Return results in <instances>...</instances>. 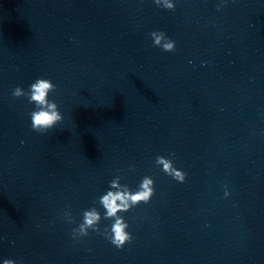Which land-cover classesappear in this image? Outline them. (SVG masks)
<instances>
[{
    "label": "water",
    "instance_id": "obj_1",
    "mask_svg": "<svg viewBox=\"0 0 264 264\" xmlns=\"http://www.w3.org/2000/svg\"><path fill=\"white\" fill-rule=\"evenodd\" d=\"M173 2L0 0V264H264V0ZM38 77L63 116L45 134L11 94ZM117 175L155 184L121 214L131 243L74 240Z\"/></svg>",
    "mask_w": 264,
    "mask_h": 264
},
{
    "label": "clouds",
    "instance_id": "obj_2",
    "mask_svg": "<svg viewBox=\"0 0 264 264\" xmlns=\"http://www.w3.org/2000/svg\"><path fill=\"white\" fill-rule=\"evenodd\" d=\"M153 3L166 11H175L176 5L173 0H153ZM216 7L219 11L223 7V0ZM149 35L153 47H159L165 52L175 51V41L169 38L165 32L157 30L152 31ZM55 91L56 85L50 79L43 77L36 78L29 85L27 91L19 86L12 90L11 94L14 98L25 97L29 104L34 105V109L30 112L31 129L38 134L47 133L63 120L58 105L49 99V94ZM172 156L174 153H170L168 158L157 155L154 163L160 167L165 175L170 176L178 183H184L187 173L174 166ZM121 179L122 176H115L109 181L105 193L98 198L99 205L104 209L103 217L95 206L82 212L81 222L71 230V236L74 240L87 236L91 230L103 235L118 250L123 248L125 244L131 243L133 237L127 231L129 225L121 214L129 212L140 204H148L155 194V184L151 176L145 175L136 189L132 190L127 184H121ZM228 195L229 192L225 190L224 196L227 197ZM64 216L68 223H75L70 213L65 212ZM102 219L111 220L112 223L110 227L106 225L101 232L99 224ZM3 264H16V261L6 258L3 260Z\"/></svg>",
    "mask_w": 264,
    "mask_h": 264
}]
</instances>
